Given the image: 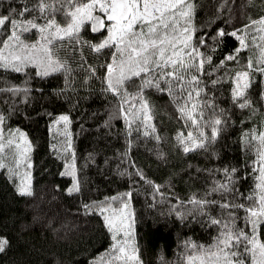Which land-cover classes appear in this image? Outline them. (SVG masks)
Instances as JSON below:
<instances>
[{"label":"trees","instance_id":"trees-1","mask_svg":"<svg viewBox=\"0 0 264 264\" xmlns=\"http://www.w3.org/2000/svg\"><path fill=\"white\" fill-rule=\"evenodd\" d=\"M197 2L202 6L198 7L196 13L195 24L198 27L195 35L207 33L206 44L200 45V48L212 55L211 64H205L201 80L206 91L215 97L214 103L226 109L220 131L207 148L183 151L176 134L183 131L187 135L191 125H185L172 97L154 87L146 88L144 94L153 109L151 123L162 139L158 141L151 129L145 134L142 122L133 121L129 131L124 115L117 114L119 98L102 91L104 84L98 77L103 75L106 67H97L95 76L89 75L87 70L89 64L96 66L111 60L114 49L105 48L97 53L85 45L82 48L83 61L79 46L75 51L72 47L62 49L60 55L72 65L73 78L70 87L59 95L53 90L65 88L63 72L41 77L36 76L35 65L26 66L25 72L0 67V112L6 116L5 134L16 126L27 132L33 143L31 158L34 159L31 166V194L17 193V181L9 180L7 169L0 168V236L8 240L5 249L0 250V264H107L109 255L105 254V249L112 243L111 234L103 225L100 213L86 212L82 205L125 192L129 188L132 189L135 240L145 264H161V256L169 264H184L180 253L191 251L186 250L185 241L210 244L219 228L198 213H189L183 219L176 216L175 212L170 211L168 201L175 203L176 195L181 200H188L192 193H196L209 200L232 197L230 202H251L237 197V193L247 197L258 175V171L254 172L249 163L256 159V153L246 146L241 136L246 135L244 129H250L254 124L257 130L260 128L258 121L264 115V103L259 97L261 90H264V74L254 72L256 78L247 90L246 98H250L258 107L254 118L248 120L246 117L251 114L250 109L240 108L238 103L231 100L230 79L220 80L216 85L208 83L217 79L224 68L210 75L208 69L238 45L237 38L231 35L232 28L241 29V25L248 23L249 16L255 19L264 15V0H224L225 6L220 9L222 15L211 26L207 24V17L217 15L221 0ZM34 3L36 0H27V4ZM229 5L232 7L229 8ZM8 6L19 9L26 5L23 0H0V13H5ZM35 14L29 11L24 18ZM57 19L64 22L60 14H57ZM200 25L204 27L200 28ZM221 26L225 27L226 33L213 51L212 36ZM7 31V28L0 27V46ZM105 34L104 29L99 34L93 33L90 26L81 30L83 39L93 42L99 41ZM37 35L36 29H30L23 34V39L33 41ZM253 35L256 33L250 27L246 36L250 47L241 50L240 63H245L250 53L253 58L257 55ZM64 44L67 45L68 41L65 40ZM226 63L234 69L239 68L236 59ZM86 76L88 79H85ZM25 81L30 85L27 99L23 91L14 94L7 90L11 83L23 85ZM138 84L139 78H134L126 87L133 92ZM161 87L166 85L162 84ZM202 99L206 100L208 96H202ZM135 103L139 104L138 98ZM61 112L68 113L70 117L68 131L71 132L76 176L80 184L79 191L71 193L66 191L73 181L65 170V160H72V150L58 154L50 147L51 144L62 145L67 140L63 122L51 123ZM205 112L210 114V108H205ZM207 118L208 115H205ZM105 120L110 123L105 124ZM205 131L210 135V127ZM129 138L133 141L130 149L127 143ZM126 149L127 156L123 155ZM159 151L166 156H158ZM5 159L11 160V154ZM136 167H140L150 180L160 184V191L174 195L162 200L156 194L153 200L152 186L135 172ZM226 167L229 170L236 168L235 175L239 177L233 185L236 191L227 195L210 192L203 197L214 181L227 179L223 171ZM169 184L171 187H168ZM209 211L213 216L220 217L219 203L210 205ZM227 211L236 212L237 225L245 228L244 209L230 208ZM260 239L264 240V228L260 230Z\"/></svg>","mask_w":264,"mask_h":264},{"label":"snow or ice","instance_id":"snow-or-ice-1","mask_svg":"<svg viewBox=\"0 0 264 264\" xmlns=\"http://www.w3.org/2000/svg\"><path fill=\"white\" fill-rule=\"evenodd\" d=\"M23 2L25 7L17 9L8 6L5 13H0V27L8 29L0 46V67L25 72L26 66L35 65V74L41 77L63 72L65 88L53 90L59 95L70 87L73 78L72 65L66 57L60 55L62 49L72 47L75 51L76 46H79L82 61V48L85 45L97 53L105 48L114 49L111 51V60L96 66L89 64L87 70L89 75L95 76L97 67H106L103 75L98 77L104 84L102 91L119 98L117 114L124 115L129 131L133 121L142 122L145 134L151 129L158 141L162 139L155 132V125L151 123L153 109L144 94L146 88L154 87L159 91H166L172 97L185 125H191L187 135H184L183 131L176 134L177 142L184 152L207 148L216 139L226 109L214 103L215 97L206 91L201 80L205 64H211L212 55L206 54L200 48V45L206 44L207 33L195 35L198 27L195 24L196 13L198 7L202 6L197 0H36L34 4H27V0ZM224 6L225 2L221 0L217 6V15L207 17L209 26L222 15L220 9ZM231 7L229 5V8ZM29 11L36 14L24 18ZM57 14L62 15L63 23L57 19ZM89 26L93 33L99 34L100 30L104 29L106 34L97 42L85 40L81 30ZM199 27L203 28L204 25ZM250 27L256 33L252 36V41L256 46L257 55L253 58L250 53L246 62L240 63L241 50L250 47L246 42ZM30 29L37 30V39L26 41L23 34ZM241 29L232 28L231 35L237 38L238 45L226 53L218 64L209 67V75L218 73L221 67L224 72L218 73L217 79L209 80L208 83L216 85L220 80L230 79L231 100L238 103L240 108H249L251 114L246 119L251 120L258 107L246 97L252 80L256 78L253 73L264 74V15L255 19L249 16L248 23L241 25ZM225 33L224 26L216 29L212 36L213 51ZM65 40L68 41L67 45L64 44ZM233 59L237 60L238 69L226 63ZM134 78H139V84L135 91L130 92L126 85ZM162 84L166 87H161ZM7 90L14 94L23 91L24 98L27 99L30 85L26 81L23 85L11 83ZM202 96H208V99H202ZM137 98L138 105L135 103ZM259 99L264 103V90H261ZM125 105H128L127 109ZM205 108H210L211 113H206ZM205 115H208L207 119ZM5 119V114L0 112V168L7 169L9 180L17 181V193L31 194L33 143L27 132L19 126L8 129L6 135ZM60 122H63L67 140L62 145L51 144L50 147L58 154L72 150V160H65V170L72 176L73 181L66 191L71 193L79 191L80 184L76 176L71 132L68 131L71 122L68 113H59L51 123ZM104 123L108 124L110 121L105 120ZM258 123L259 130L254 124L250 129H244L246 135L241 136L246 146L256 153V159L249 162L254 172L258 171L254 188L247 197H244L243 193H237L238 198L249 200L250 203L230 202L232 197L209 200L196 193H192L188 200H181L176 195L175 203L168 201L170 211L175 212L176 216L183 219L189 213H198L206 217L208 223L219 228L210 244L185 241L186 250L191 251L180 253L184 264H264V240L260 239V230L264 228V115ZM208 127L211 129L210 135L205 131ZM127 143L130 149L133 141L129 138ZM9 153L11 160H6L5 157ZM123 155H128V149ZM157 155L161 158L166 156L162 151ZM89 156L91 157V154ZM223 171L227 179L214 181L203 193V197H207L210 192L227 195L236 191L233 188L239 179L235 175L236 168L229 170L226 167ZM135 172L152 186L153 200L156 194H159L162 200L174 195L172 192L160 191L161 185L150 180L140 167H136ZM131 197L132 189L129 188L125 192L82 205L86 212H99L103 217V225L111 234L112 243L105 249V254L109 255L107 264H145L135 240ZM217 203L221 208L220 217L213 216L209 211V206ZM230 208L244 209L245 228L237 225V214L227 211ZM7 244V238L0 236V250H4ZM159 259L161 264H169L163 256Z\"/></svg>","mask_w":264,"mask_h":264},{"label":"rangeland","instance_id":"rangeland-1","mask_svg":"<svg viewBox=\"0 0 264 264\" xmlns=\"http://www.w3.org/2000/svg\"><path fill=\"white\" fill-rule=\"evenodd\" d=\"M33 161H34V159L32 158V163H33ZM31 178H32V173H31ZM131 207H132V204H131ZM132 209H133V207H132Z\"/></svg>","mask_w":264,"mask_h":264}]
</instances>
